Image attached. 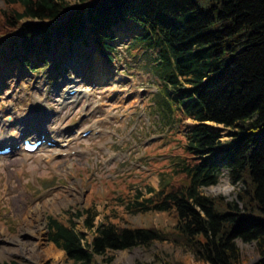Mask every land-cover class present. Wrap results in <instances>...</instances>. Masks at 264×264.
I'll use <instances>...</instances> for the list:
<instances>
[{"label":"trees","instance_id":"obj_1","mask_svg":"<svg viewBox=\"0 0 264 264\" xmlns=\"http://www.w3.org/2000/svg\"><path fill=\"white\" fill-rule=\"evenodd\" d=\"M1 1L0 46L13 49L20 42L26 63L44 61L52 44L79 42L86 25L109 59L112 27L141 28L135 43L158 50L155 75L162 88L174 91L170 101L177 95V117L197 123L161 174L158 190L147 188L148 198L126 197V213L165 212L170 228L96 227L92 201L84 209V226L95 234L90 244L75 230L80 212L46 216L48 240L80 264L108 252L149 249L154 242H168L204 264H249L238 242L253 244L255 264H264V0ZM159 105L163 114H173L169 103ZM207 122L231 130L230 142L222 145ZM222 170L233 185L243 186L235 192L237 202L202 193L217 184Z\"/></svg>","mask_w":264,"mask_h":264},{"label":"rangeland","instance_id":"obj_2","mask_svg":"<svg viewBox=\"0 0 264 264\" xmlns=\"http://www.w3.org/2000/svg\"><path fill=\"white\" fill-rule=\"evenodd\" d=\"M134 28V24L123 25L124 30ZM135 36L129 35L114 42L116 52L109 64L111 75L102 82L93 81L90 84L75 72V68L70 67L83 65L77 67L80 68L78 70L89 71L90 65L84 64L86 60L80 65H64L60 69L61 74L48 64L46 72L27 77L29 70L23 68L19 72L5 69L2 73L9 64L0 56V121L6 118L10 124L2 129L3 133L0 130V139L10 132L19 138L22 132L17 120L34 119L31 117L33 113L40 115L44 129L62 130L61 140L76 129L79 133L87 129L102 131L98 136L92 132L86 139H80L78 135L70 137L74 141L66 152L75 151L77 156L60 158L58 154L64 149L47 148L33 155L18 152L0 158V264H80L68 260L63 251L48 241L45 218L75 214L92 201L97 211L96 227L110 222L136 228L172 226L173 221L165 212L128 215L120 205L130 190L131 197L138 191L143 193L145 185L158 188L161 176L157 173L168 164L169 157L181 154L184 135L196 125L186 121L184 129L181 126V130L176 131V124L160 116L155 106L160 98L153 95L160 84L153 76L156 55L153 51L131 55L130 45ZM37 69L40 70V66ZM115 87L120 92L113 94ZM71 88L85 91L84 98L81 97L80 102H71L75 99L69 96V100L60 104L58 101ZM175 97L176 94L171 98L173 111ZM40 109L42 113H39ZM47 115L49 118L43 121ZM174 115L178 116V112L174 111ZM119 117L122 121L118 120ZM131 117H134L132 121ZM208 125L210 131L219 136L222 145L230 142L233 136L231 130L214 123ZM48 155L52 162L44 161ZM226 173L222 170L218 183L203 189V195L237 202L236 193L230 199L214 195V189L218 191ZM127 176L137 179V183L129 180L130 177L127 179ZM105 180L111 185L107 186ZM83 218L73 219L75 230L90 243L95 234L83 227ZM238 245L249 264L258 261L253 244L238 242ZM155 257L158 263L154 262ZM108 258H111L109 263L103 261ZM162 261L169 264L195 262L179 247L168 242H154L149 249L108 252L104 257H95L92 264H163Z\"/></svg>","mask_w":264,"mask_h":264},{"label":"bare ground","instance_id":"obj_3","mask_svg":"<svg viewBox=\"0 0 264 264\" xmlns=\"http://www.w3.org/2000/svg\"><path fill=\"white\" fill-rule=\"evenodd\" d=\"M136 31H131L130 32V35H133L135 34ZM120 37H124L122 34H119ZM91 72L88 73V76H92V81H95V82H101L103 81V78H105L106 76H108V74L110 73V67L105 64L101 59H99L97 56H94L93 60H92V66L90 68ZM86 73V72H85ZM114 92H117L116 90H114ZM20 124V127L23 128V131L21 132H24L25 130V125L22 124L21 122L19 123ZM37 128L36 130H39V123L37 124ZM41 126V124H40ZM41 128V127H40ZM53 130V128H51ZM35 131V130H34ZM47 131V130H46ZM44 131V133L46 132ZM38 132V131H36ZM56 132V131H55ZM59 133L61 134V131H57L56 135L57 136H60ZM35 134V133H34ZM33 135V134H32ZM49 158V156H48ZM51 161V158L48 159V162ZM194 264H197L195 262H193Z\"/></svg>","mask_w":264,"mask_h":264},{"label":"clouds","instance_id":"obj_4","mask_svg":"<svg viewBox=\"0 0 264 264\" xmlns=\"http://www.w3.org/2000/svg\"><path fill=\"white\" fill-rule=\"evenodd\" d=\"M225 175H226V179L223 181L221 185L218 186V191L214 189V195H222L230 199L232 198V194L239 191V187L242 186L237 187L236 185H233L231 183L230 174L226 173Z\"/></svg>","mask_w":264,"mask_h":264}]
</instances>
